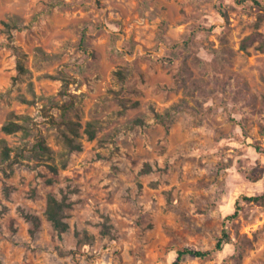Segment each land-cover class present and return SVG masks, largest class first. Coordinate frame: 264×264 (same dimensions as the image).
Instances as JSON below:
<instances>
[{"label": "rangeland", "instance_id": "rangeland-1", "mask_svg": "<svg viewBox=\"0 0 264 264\" xmlns=\"http://www.w3.org/2000/svg\"><path fill=\"white\" fill-rule=\"evenodd\" d=\"M0 137V264H264V9L0 0ZM66 178L79 188L58 233L43 211ZM20 204L42 218L34 236Z\"/></svg>", "mask_w": 264, "mask_h": 264}, {"label": "trees", "instance_id": "trees-1", "mask_svg": "<svg viewBox=\"0 0 264 264\" xmlns=\"http://www.w3.org/2000/svg\"><path fill=\"white\" fill-rule=\"evenodd\" d=\"M255 3L259 4L261 6V9H264V5H261L260 1L258 0H253ZM12 20V19H11ZM5 26H7L8 30H12L13 28L20 27V25L15 22V21H3ZM253 38L252 34L247 35L243 42H242V47L245 48L247 46V42H250L251 39ZM83 40H81V46H83ZM13 48L16 53V67L18 70L17 75L24 74L29 72V69L25 65V57L26 53L19 49L17 46L13 45ZM85 48V47H83ZM40 50V49H39ZM42 54V52H41ZM45 55V54H44ZM117 74H119L121 77H123L122 71H117ZM63 80L65 83H68V79L66 77H63ZM22 124L19 123L18 121L10 120L3 124L2 129L7 132V133H12L20 128H22ZM72 130L75 132L77 135V129L75 127H71ZM86 131L89 133V137L92 138L95 134V130L92 127V123L89 121L87 122V127ZM67 144L70 148V150H81L83 148L82 143L79 141H75L73 137H68L67 136ZM38 145L40 149H42L44 152L48 153L50 155L49 157H52V150L50 147L45 145L42 141L38 142ZM0 146L2 147V153L5 157L9 158L10 157V147L7 145V142L4 138L0 137ZM61 165L65 167L67 165V162L61 161ZM46 166L48 167L49 170H51L53 173H58L59 172V165L56 163H47ZM146 167L150 168V165L146 163ZM55 181V178L51 176H46L45 177V182L47 183H52ZM79 188V183L71 178H66L65 180V185L60 186L58 190H50L47 195H46V200H45V207H44V216L47 219V221L51 224V226L58 232L62 233L67 230L69 227L68 221L65 219V208L72 206L74 199L72 198V193L77 192ZM32 191L35 192L34 188H32ZM264 195V193H263ZM246 198H251V197H246ZM255 198V197H252ZM5 208H7V205L3 204ZM18 213L30 223L29 226V233L31 236H34L36 232L40 229V226L42 224V218L41 216L36 213L31 207L20 204L17 206ZM237 214V210H235L231 216H234ZM228 238L227 233L224 231L223 235L218 238L215 248L216 249H221L223 247L224 242ZM185 252H189L190 254H193L195 256H205L209 254V250H192V249H181L179 250V256L180 257L182 254Z\"/></svg>", "mask_w": 264, "mask_h": 264}]
</instances>
